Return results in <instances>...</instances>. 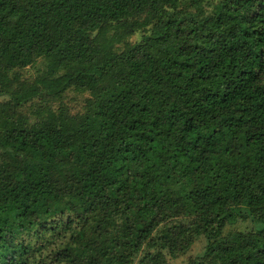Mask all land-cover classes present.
Wrapping results in <instances>:
<instances>
[{"label": "trees", "instance_id": "1", "mask_svg": "<svg viewBox=\"0 0 264 264\" xmlns=\"http://www.w3.org/2000/svg\"><path fill=\"white\" fill-rule=\"evenodd\" d=\"M0 96V264H264V0H0Z\"/></svg>", "mask_w": 264, "mask_h": 264}, {"label": "rangeland", "instance_id": "2", "mask_svg": "<svg viewBox=\"0 0 264 264\" xmlns=\"http://www.w3.org/2000/svg\"><path fill=\"white\" fill-rule=\"evenodd\" d=\"M140 37H141L140 34L134 36L131 42L134 43L140 40ZM33 73H34V69H27L25 71V76L27 77L34 76ZM68 97L71 99L65 100V102L68 103L69 106L73 108L74 110H78V109H81L80 106L83 104V99L87 96H80L74 92H71L69 93ZM4 100H7V98L0 96V101H4ZM24 111H26L27 113H30L27 108H25ZM242 227H244V225H242ZM205 243H206L205 240L200 239L189 253H187L186 255L180 256L178 258H169L168 264H193L194 260H196L197 257L203 253L204 248H205Z\"/></svg>", "mask_w": 264, "mask_h": 264}]
</instances>
